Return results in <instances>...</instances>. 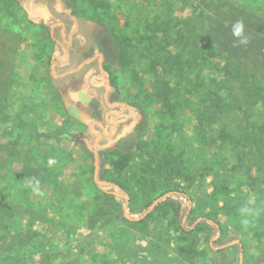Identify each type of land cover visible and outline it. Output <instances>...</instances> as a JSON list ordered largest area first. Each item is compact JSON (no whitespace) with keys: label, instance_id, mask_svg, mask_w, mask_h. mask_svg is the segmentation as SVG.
Segmentation results:
<instances>
[{"label":"rangeland","instance_id":"1","mask_svg":"<svg viewBox=\"0 0 264 264\" xmlns=\"http://www.w3.org/2000/svg\"><path fill=\"white\" fill-rule=\"evenodd\" d=\"M243 1L264 9V0ZM58 2L0 0V264H264V234L238 231L264 213L263 183H251L255 170L243 169L226 144L199 138L206 128L193 116L192 87L148 71L138 55L148 46L162 55L161 46L186 45V59L202 50L210 62L229 61L264 81V18L228 0ZM32 4L44 20L36 21L42 15ZM236 21L244 22L246 47L235 46ZM168 24L174 38L162 33ZM107 37L125 59L105 70L97 42ZM185 72V80L212 76ZM156 80L184 98L173 95V114L155 95ZM235 88L219 93L240 94ZM249 103L260 126L264 107ZM59 133L76 139L43 136ZM128 138L131 144L121 143L129 149L126 165L116 170V143ZM181 150L196 163L186 176L142 187L138 176L156 168L146 162ZM213 160L222 179L241 178L238 198L213 194L214 177L203 171ZM172 185L190 199L167 192ZM117 215L123 220L101 225Z\"/></svg>","mask_w":264,"mask_h":264},{"label":"trees","instance_id":"2","mask_svg":"<svg viewBox=\"0 0 264 264\" xmlns=\"http://www.w3.org/2000/svg\"><path fill=\"white\" fill-rule=\"evenodd\" d=\"M233 4H236L250 12L254 15H257L261 18H264V9L261 7H252L247 2L243 0H228ZM163 34L170 32L173 27L168 25L162 26ZM175 37L174 32L168 35V37ZM177 40L182 42V36L176 35ZM172 38V39H173ZM199 43V41L197 42ZM174 50L170 51L167 47L161 46L160 50L163 51V54L150 53L148 48L142 50L139 53V57L145 58L147 61L148 71L156 73L155 69L158 68L159 71L156 73L157 76L163 75L167 76L170 82L184 83L189 88L192 87V90L195 91L196 99V108L193 112V116L198 122V126L206 128L200 135L199 138H213L209 143H214L218 141L219 143L226 144L228 149L235 155L240 157V166L244 169L246 166L248 169L255 170L256 176H251V183L259 184L260 182L264 185V174H258V172L264 170V121L259 126L254 123V120H251L252 113L249 109V102H252V105L260 104L264 107V81L260 80L256 76L247 73L244 70H241L239 67L235 66L233 63L226 61V64L222 65L220 63L215 64L210 62L209 56L207 54L202 55L201 51L195 52L190 55L188 59L185 58V50L187 49L186 45L172 44ZM152 48L157 45H150ZM97 47L99 52L102 54V64L105 70H108L112 67H116L124 64L125 54L119 48L118 42H115L112 38H101L97 42ZM174 52V53H172ZM186 59V60H185ZM189 68L190 70L200 71L208 69L212 71V76L204 77L200 73V76L195 74L193 80H185V70ZM159 74V75H158ZM169 82V85H170ZM230 85L232 88L236 89V92L240 94L221 96L219 93L222 86ZM202 88L198 90V88ZM155 95L161 99L163 108L168 109L169 114H173V101H171L174 93H178V88H169L166 85V82L161 84L159 80H156L155 85ZM188 91V88H187ZM180 99L175 101H184V98L178 94ZM178 95H174L177 97ZM189 95V94H188ZM226 97V98H225ZM241 98H248L247 102H240ZM261 118L264 120V112L261 113ZM197 128L199 129V127ZM48 138H58V139H70L75 140L76 136H72L67 133L43 135ZM131 144L132 138L120 139L116 143V151L119 155V160L114 162V169L120 170V168L125 167V157L129 154V149L122 146V142ZM242 149V150H241ZM241 151V152H240ZM169 160L162 161L161 159H150L149 162H146V167L155 166V169L149 168V172H144L142 175L138 176V181L141 183L142 187L147 184L148 181L154 183L156 180L164 179L167 183L172 182L175 179H182V172L186 169H190L193 165H196L192 159H189L184 156V152L178 151L177 153L172 154ZM154 161V162H153ZM187 162V163H186ZM191 162V163H190ZM189 163V164H188ZM217 160L209 161L207 167L204 168V172L208 174L210 170L211 176H213V183L216 185L217 189L213 190V194L226 195L230 194L237 195L241 187V178L236 179L237 182H232L230 176L226 175L225 179L221 178L220 168H218ZM216 167V168H215ZM215 168V170H214ZM242 171L241 168H238ZM198 167L196 168V171ZM212 170V171H211ZM157 172V175L155 174ZM198 173V172H195ZM254 173V172H253ZM195 175H189L187 179L193 181ZM99 179H104L103 174L99 175ZM240 182V183H239ZM176 185V184H175ZM230 185L233 187L231 188ZM167 190V192H175L180 195H187L190 199L189 193L184 190L179 189L178 187H173ZM252 187V184L250 188ZM252 190H256L251 188ZM150 189L146 190L148 193ZM166 191L159 194L163 195ZM166 192V193H167ZM264 196V188L258 190ZM212 197V196H210ZM236 200V199H234ZM166 205L162 203L157 205L156 208ZM210 205V204H209ZM241 206V204L239 205ZM155 208V209H156ZM162 208V207H161ZM257 211V210H256ZM229 213V211H228ZM257 216L252 219V225L247 230H238L242 236H245L251 232V235L260 236L264 234V230H255L253 227L255 225H263L264 228V219L263 212L258 211ZM232 215H237L235 212ZM123 218L121 215H117L111 218H105L101 225H105L113 221H122ZM253 228V229H251ZM221 229V228H219ZM264 236L261 237V239ZM28 240V239H26ZM22 241V240H21ZM0 258V262H1Z\"/></svg>","mask_w":264,"mask_h":264},{"label":"clouds","instance_id":"3","mask_svg":"<svg viewBox=\"0 0 264 264\" xmlns=\"http://www.w3.org/2000/svg\"><path fill=\"white\" fill-rule=\"evenodd\" d=\"M231 34L234 38L235 46H247L249 44V37L245 31L243 21H236L231 26Z\"/></svg>","mask_w":264,"mask_h":264},{"label":"crops","instance_id":"4","mask_svg":"<svg viewBox=\"0 0 264 264\" xmlns=\"http://www.w3.org/2000/svg\"><path fill=\"white\" fill-rule=\"evenodd\" d=\"M32 5H33V7L36 9V11L42 15V17L39 18V19L36 20V21L44 20V19L46 18V16H45L46 13H45V11H44L43 9H41L42 7L40 6V7L37 8V7H35L34 4H32ZM39 9H40V10H39ZM26 13H27L28 19L31 20V21H34V20H32V19L30 18L28 10L26 11Z\"/></svg>","mask_w":264,"mask_h":264},{"label":"water","instance_id":"5","mask_svg":"<svg viewBox=\"0 0 264 264\" xmlns=\"http://www.w3.org/2000/svg\"><path fill=\"white\" fill-rule=\"evenodd\" d=\"M57 2H58V0H57ZM99 57H101V59H102V56L101 55ZM156 202H157V200L152 204V206L150 207V209L156 204Z\"/></svg>","mask_w":264,"mask_h":264},{"label":"bare ground","instance_id":"6","mask_svg":"<svg viewBox=\"0 0 264 264\" xmlns=\"http://www.w3.org/2000/svg\"><path fill=\"white\" fill-rule=\"evenodd\" d=\"M32 11V10H31Z\"/></svg>","mask_w":264,"mask_h":264}]
</instances>
